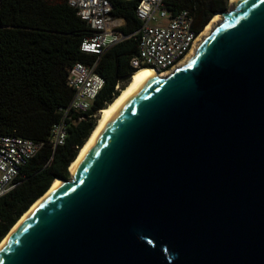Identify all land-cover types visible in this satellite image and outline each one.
<instances>
[{
	"label": "water",
	"instance_id": "1",
	"mask_svg": "<svg viewBox=\"0 0 264 264\" xmlns=\"http://www.w3.org/2000/svg\"><path fill=\"white\" fill-rule=\"evenodd\" d=\"M219 14L117 101L0 264H264V0Z\"/></svg>",
	"mask_w": 264,
	"mask_h": 264
},
{
	"label": "trees",
	"instance_id": "2",
	"mask_svg": "<svg viewBox=\"0 0 264 264\" xmlns=\"http://www.w3.org/2000/svg\"><path fill=\"white\" fill-rule=\"evenodd\" d=\"M139 1L110 0L112 14L125 19L120 30L127 37L99 55L81 50L92 29L69 0H0V134L44 142L22 168L20 183L0 198V241L55 178H70L69 166L94 129L96 114L137 70L131 59L138 54ZM227 1L175 0L173 6L175 11L189 9L200 30ZM78 61L97 62L105 84L92 109L70 123L65 143L53 148L51 129L62 118L60 107L73 98L67 76Z\"/></svg>",
	"mask_w": 264,
	"mask_h": 264
},
{
	"label": "built area",
	"instance_id": "3",
	"mask_svg": "<svg viewBox=\"0 0 264 264\" xmlns=\"http://www.w3.org/2000/svg\"><path fill=\"white\" fill-rule=\"evenodd\" d=\"M69 3L92 29L81 43L82 51L101 55L127 37L120 30L125 19L112 14L110 0H69ZM174 3L175 0L138 2L136 15L141 25L135 32L138 54L131 59L134 68L151 67L160 74H168L195 50L205 27L199 30L195 15L189 9L175 11ZM96 67L97 62L90 65L78 61L69 68L67 84L74 95L67 106L60 107L62 118L51 129L53 148L65 143L70 123L82 119L92 109L105 84ZM116 88L120 90V85ZM43 145L44 142L18 134H0V198L20 183L22 168Z\"/></svg>",
	"mask_w": 264,
	"mask_h": 264
},
{
	"label": "bare ground",
	"instance_id": "4",
	"mask_svg": "<svg viewBox=\"0 0 264 264\" xmlns=\"http://www.w3.org/2000/svg\"><path fill=\"white\" fill-rule=\"evenodd\" d=\"M239 0H231V3L235 6V4L238 2ZM233 6V7H234ZM221 12H216L215 15L212 17L211 21L205 26V28L203 29L202 33L199 35L198 41L197 43H199L200 40H202L213 28L216 24H218L222 18L223 15L219 14ZM223 13V12H222ZM195 50H193L188 58H186L184 62H186L189 58H191L194 54ZM148 73L152 78L158 74H160L157 70H155L154 68L151 67H141L139 69H137L130 77L129 81L127 82V84L125 85V87L121 88L119 91V94L115 97V99L109 103L106 107H104L103 109H101L99 111V118L96 122V125L94 127V129L92 130L90 136L88 137V139L85 141V143L83 144V146L79 149L77 156L75 157V159L71 162L69 169L71 173H74L79 162L81 161L86 149L88 148L93 134L95 132V130L97 129V127L100 125V123L103 121V119L105 118V116L108 114V112L112 109V107L117 103V101L129 90V88L134 84V82L143 74ZM161 74V75H165ZM61 183V180L59 178H55V180L53 181L52 185L50 186V188L40 197L38 198L30 207L29 209L23 213V215L19 218V220L13 225V227L11 228L10 232L0 241V249L3 247V245L7 242L8 238L10 237V235L15 231V229L21 224V222L24 220V218H26V216H28L59 184Z\"/></svg>",
	"mask_w": 264,
	"mask_h": 264
},
{
	"label": "rangeland",
	"instance_id": "5",
	"mask_svg": "<svg viewBox=\"0 0 264 264\" xmlns=\"http://www.w3.org/2000/svg\"><path fill=\"white\" fill-rule=\"evenodd\" d=\"M233 6H234V5L231 3V0H228V1H227L226 8H225L224 10H230L231 8H233ZM224 10H217V11H215V13H216V12H221V11H224ZM215 13H214V15H215ZM160 21L163 22L164 20H160ZM120 89H121V88H120ZM99 114H100V113L98 112V113L96 114V116H95V117H96V122H97V120H98V118H99ZM69 171H70V169H69Z\"/></svg>",
	"mask_w": 264,
	"mask_h": 264
}]
</instances>
